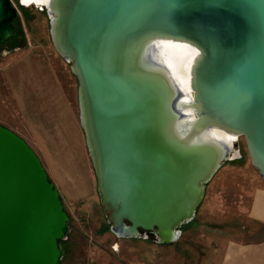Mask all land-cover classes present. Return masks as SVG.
<instances>
[{
    "label": "water",
    "instance_id": "obj_1",
    "mask_svg": "<svg viewBox=\"0 0 264 264\" xmlns=\"http://www.w3.org/2000/svg\"><path fill=\"white\" fill-rule=\"evenodd\" d=\"M37 8L76 82L78 123L111 234L175 241L205 183L239 157V136L264 182V0H44ZM16 17L11 0H0V44ZM162 41L196 50L186 100L158 58ZM67 230L39 158L0 124V264H58Z\"/></svg>",
    "mask_w": 264,
    "mask_h": 264
},
{
    "label": "rangeland",
    "instance_id": "obj_2",
    "mask_svg": "<svg viewBox=\"0 0 264 264\" xmlns=\"http://www.w3.org/2000/svg\"><path fill=\"white\" fill-rule=\"evenodd\" d=\"M17 9L14 35L0 44V67L15 53L25 50L42 52L53 59L66 94L77 114L76 82L69 63L60 58L49 41L47 16L33 4ZM0 121H16L10 100L0 77ZM239 157L224 161L205 183L203 196L193 218L181 225L178 238L168 244L146 239H122L111 234L103 222L97 194L91 199L70 204L61 199L68 215L65 252L58 264H210L216 263L219 241L225 237L246 238V229L261 233L250 224L246 209L250 193L264 183L251 166L242 137L235 139ZM252 229V230H251Z\"/></svg>",
    "mask_w": 264,
    "mask_h": 264
},
{
    "label": "crops",
    "instance_id": "obj_3",
    "mask_svg": "<svg viewBox=\"0 0 264 264\" xmlns=\"http://www.w3.org/2000/svg\"><path fill=\"white\" fill-rule=\"evenodd\" d=\"M0 77L16 115V121L0 124L34 151L62 199L70 204L91 199L95 180L84 138L53 59L34 50L19 51L0 67ZM246 219L262 232L247 228L244 239H220L213 264H264V183L250 193Z\"/></svg>",
    "mask_w": 264,
    "mask_h": 264
},
{
    "label": "bare ground",
    "instance_id": "obj_4",
    "mask_svg": "<svg viewBox=\"0 0 264 264\" xmlns=\"http://www.w3.org/2000/svg\"><path fill=\"white\" fill-rule=\"evenodd\" d=\"M44 0H20L23 5L33 4L38 7ZM159 45V46H158ZM156 53L161 62L164 63L169 75L173 80L182 87L185 94L182 96L183 99H187L189 92V66L193 56L196 53L192 47L186 46L185 44L175 43L171 41H162L157 44ZM185 112L191 113L190 109H185ZM214 137L222 138L224 140L235 139V136L223 134L219 131L212 132Z\"/></svg>",
    "mask_w": 264,
    "mask_h": 264
},
{
    "label": "trees",
    "instance_id": "obj_5",
    "mask_svg": "<svg viewBox=\"0 0 264 264\" xmlns=\"http://www.w3.org/2000/svg\"><path fill=\"white\" fill-rule=\"evenodd\" d=\"M13 26H14V31H13V34H12V36L14 35V33H15V31H16V29L18 28V26H17V20H16V18L13 20ZM11 36V37H12ZM10 37V38H11ZM108 228V227H107ZM65 248H66V243H65V241L63 240V241H60V249H61V255H63V253L65 252Z\"/></svg>",
    "mask_w": 264,
    "mask_h": 264
}]
</instances>
